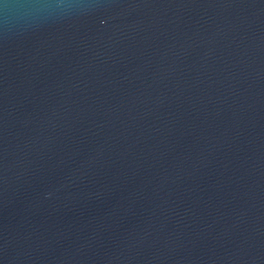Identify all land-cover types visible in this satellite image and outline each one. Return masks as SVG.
<instances>
[{
    "label": "water",
    "instance_id": "1",
    "mask_svg": "<svg viewBox=\"0 0 264 264\" xmlns=\"http://www.w3.org/2000/svg\"><path fill=\"white\" fill-rule=\"evenodd\" d=\"M0 264H264V0H0Z\"/></svg>",
    "mask_w": 264,
    "mask_h": 264
}]
</instances>
